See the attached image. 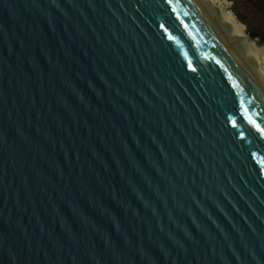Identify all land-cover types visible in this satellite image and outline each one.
<instances>
[{"label": "water", "instance_id": "water-1", "mask_svg": "<svg viewBox=\"0 0 264 264\" xmlns=\"http://www.w3.org/2000/svg\"><path fill=\"white\" fill-rule=\"evenodd\" d=\"M261 128L205 0H0V264H264Z\"/></svg>", "mask_w": 264, "mask_h": 264}, {"label": "bare ground", "instance_id": "bare-ground-1", "mask_svg": "<svg viewBox=\"0 0 264 264\" xmlns=\"http://www.w3.org/2000/svg\"><path fill=\"white\" fill-rule=\"evenodd\" d=\"M205 2L213 11L216 20L233 40L242 57L249 67L257 74L260 82L264 86V44L251 38L240 26L238 21L230 16V3L228 1L205 0Z\"/></svg>", "mask_w": 264, "mask_h": 264}, {"label": "trees", "instance_id": "trees-1", "mask_svg": "<svg viewBox=\"0 0 264 264\" xmlns=\"http://www.w3.org/2000/svg\"><path fill=\"white\" fill-rule=\"evenodd\" d=\"M218 1V0H216ZM245 2L248 4V7L251 9V12L255 15V19L257 21L255 29L247 27L245 29V26L241 21H244L247 23L246 17L236 11V14L238 17L232 14L230 11V16L235 18L240 26L244 29V31L249 34L251 37L255 38L258 37L260 39V42L264 41V0H245ZM264 66V65H263Z\"/></svg>", "mask_w": 264, "mask_h": 264}, {"label": "rangeland", "instance_id": "rangeland-1", "mask_svg": "<svg viewBox=\"0 0 264 264\" xmlns=\"http://www.w3.org/2000/svg\"><path fill=\"white\" fill-rule=\"evenodd\" d=\"M226 1L230 3L229 12L231 11L232 14L234 13L233 15L238 17L236 14V11H237V12L242 13L246 17V20L248 21L247 23H245L244 21H241L243 25L245 26V29H247V27L255 29L256 24H257L255 15L253 14V12H251V9L248 7V4L245 2V0H226ZM257 39L260 41L258 37ZM260 43L264 44V41Z\"/></svg>", "mask_w": 264, "mask_h": 264}, {"label": "snow or ice", "instance_id": "snow-or-ice-1", "mask_svg": "<svg viewBox=\"0 0 264 264\" xmlns=\"http://www.w3.org/2000/svg\"><path fill=\"white\" fill-rule=\"evenodd\" d=\"M249 104L251 103V101L248 102ZM253 123H255V121H253ZM257 127H259V124H257ZM261 131H264V128L260 129Z\"/></svg>", "mask_w": 264, "mask_h": 264}]
</instances>
